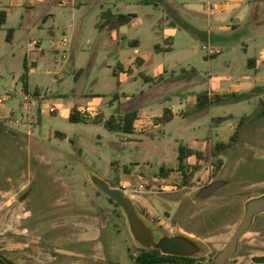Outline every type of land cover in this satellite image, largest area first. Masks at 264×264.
Here are the masks:
<instances>
[{
	"label": "rangeland",
	"instance_id": "rangeland-1",
	"mask_svg": "<svg viewBox=\"0 0 264 264\" xmlns=\"http://www.w3.org/2000/svg\"><path fill=\"white\" fill-rule=\"evenodd\" d=\"M208 1L0 0V10L8 12L0 25V95H10L3 103L13 115L0 119L1 256L20 264H133L142 246L124 211L93 183V176L119 188L126 184V195L157 240L189 235L200 242L202 252L195 258L204 263H212L227 246L246 203L264 195V116H257L264 110L263 84L242 101L199 112L190 108L185 116L158 128L156 122L142 124L134 133L109 130L103 122L69 120L74 104L97 103L91 106L105 118L142 101L143 113H162L185 96L227 91L254 77L247 58L258 55L262 33L244 40L247 52L243 43H215L207 35V21L195 22L178 7H201L207 16ZM108 7L132 14L131 22L99 28L100 13ZM10 28L16 31L13 41L7 39ZM170 29L175 30L173 50L157 52V44L169 45ZM64 38L68 42L60 47ZM133 39L141 41L140 53L130 45ZM33 41L39 42L32 56L37 62L30 65L31 89L25 93L19 78ZM218 49L217 56L206 58ZM138 57L142 66L135 63ZM129 67V77L120 82L118 73ZM164 68L163 81L145 80ZM180 83L177 95L163 89ZM207 137L212 149L221 140L228 146L188 160L185 176L177 168L179 143L192 145ZM162 165L173 171L163 176ZM215 180L226 184L208 198L199 197ZM227 264H264V213L255 217Z\"/></svg>",
	"mask_w": 264,
	"mask_h": 264
},
{
	"label": "crops",
	"instance_id": "crops-1",
	"mask_svg": "<svg viewBox=\"0 0 264 264\" xmlns=\"http://www.w3.org/2000/svg\"><path fill=\"white\" fill-rule=\"evenodd\" d=\"M165 1L169 5L170 4H177L176 0H165ZM210 1L214 4H217L218 9L214 13H210L209 9L207 8V13H208L207 16L203 13V11H201V7L187 8L186 5H184V3L182 4V6H180V4L178 3L179 4L178 7H179V9L183 8L184 12L187 11L186 15L195 22L196 21L197 22L198 21H207L209 23V26H210L209 27L210 30H209V32H207L208 33L207 35L215 43L216 42L220 43L222 41L223 42L230 41V42L243 43V49L247 52L248 45L246 44V42L244 40L246 38L252 37V36H254V38H256L257 33H262V35H264V0H209L208 2H210ZM209 6L210 5H208V7ZM1 10L6 12V21H7V19H8L7 10L6 9H1ZM210 17H212V18H210ZM180 18L183 19V15L182 16L180 15ZM44 21H46V19ZM124 25H126V24H124ZM120 26H123V25H120ZM120 26H117V27L106 26V27L101 28V29L119 28ZM15 32L16 31H14L13 37L10 41H13V39L15 37ZM174 33H175V30L170 29V31H167V34L165 35L167 42H169L168 46L171 47L170 51L173 50L172 44H173V38H174L173 34ZM239 33H241V34L243 33L245 38H244V36H242V38L237 37V34H239ZM33 42H31L29 44V49H28L27 55L24 59V60H27V63H28L29 75L33 71V69H30V65L35 66V64H36L35 62H37L35 59H32L33 53L38 50V49H36V48L34 49L32 47ZM129 43L132 47L135 48V52L140 53L139 47L141 45V41L139 39H133ZM260 43L262 45L259 48L258 55L256 57H248L247 58L248 66L250 68L254 69L255 76L254 77L248 76L247 77L248 81H246L244 83L233 84L230 87V89L227 91L213 90V89L203 90V91L208 92L209 97H213L216 95L225 96L222 101L213 102L210 105L223 104L226 102L242 101L247 97V95H246L247 93L253 92L256 89H258L260 86L259 84H263V88L261 87V90H264V40H261ZM157 45H160V44H157ZM162 47H167V46H162ZM220 51H222V49L212 51L209 55L206 56V58L215 57L220 53ZM157 52H160V51H157ZM138 60H141L140 66H142L144 64V60L142 58L138 57L136 59L135 63L138 64L139 63ZM114 71L116 72V70H114ZM131 71H132V67H129L126 72H122V71L119 72L118 74H119V76H121L120 82H122V79L128 78ZM166 72H167V69L164 68L162 70V72L156 78L152 77V76H144V78L145 77L154 78L153 80H155V82L163 81V76ZM82 73H83V70H80L76 73V79L77 80L80 78ZM159 76H161V79H158ZM146 81H148V80H146ZM183 85H184L183 83L182 84L181 83L180 84H174V85L169 86V87L167 86L163 89H164V91L165 90L168 91V95H169V93L170 94L173 93V94L177 95L179 93L178 89H180ZM30 89H31V86H30ZM232 95H235V96H232ZM41 96H42V91L40 89L39 97L41 98ZM115 96L117 97L118 94H115ZM197 96H198V94L195 97L185 96V99L181 98L180 105H177L176 107H174V106L165 107L164 110L166 108L171 110V112L173 114V119L176 118L177 116L187 115L189 113L190 108H192L194 112L207 110L210 107V105L206 109H203V110L197 109V103H198ZM164 98L166 100L167 98H169V96L164 97ZM261 101L264 103V99H262ZM39 104H40V106H38V108L40 110V113L42 114L43 113L42 101ZM95 104H97V103L74 104L70 107L69 114L74 107H78V109H81L83 107L85 108V107L89 106L90 108L95 109L93 106H91V105H95ZM142 104H143V101H142V103H140V102L136 103L135 102L133 105H131V107H129L128 109L125 110V111L137 110L139 113V118L136 120V122L134 124L135 125V131H137L139 129L138 127L141 126L142 124L147 125V124H154L156 122V124L154 125L156 128H158L162 124H164V123L158 121V118L163 115L164 110L162 113H148V112L143 113L138 107V106H142ZM51 107H53V106H51ZM53 108H55V107H53ZM95 111H96V114H103V111L100 113H98V110H96V109H95ZM125 111H122V112H125ZM49 112H50V110H49ZM114 115H116V114H114ZM11 116H13V115H12V113L8 112L6 105L4 103L0 104V119H11ZM210 139H211V137H207L204 141H202L203 138L198 139L196 141H193L192 145H187V144H184L181 142V143H179V145L184 144V145L189 146L190 148L205 152L207 150L212 149V147L210 146L211 145ZM179 145L177 147V149H178L177 161H178V155H179ZM193 157H195V156L189 157L188 160H191V158H193ZM162 166H164V165H162ZM167 168H169V167H167Z\"/></svg>",
	"mask_w": 264,
	"mask_h": 264
},
{
	"label": "trees",
	"instance_id": "trees-1",
	"mask_svg": "<svg viewBox=\"0 0 264 264\" xmlns=\"http://www.w3.org/2000/svg\"><path fill=\"white\" fill-rule=\"evenodd\" d=\"M140 2L149 3V0H139ZM101 21L97 24L99 28H104L106 26L108 27H117L120 25L128 24L132 20V14H126L123 12H114V10L111 7H108L106 9H103L100 13ZM6 23V12L1 10L0 11V25H3ZM15 28H10L7 33V39L10 41L13 37ZM155 49L157 51H170L171 47H162L160 45H156ZM139 64H141V60H138ZM146 80L151 81L154 78L145 77ZM158 79H161V76L158 77ZM20 81L23 85V91L25 93H29L30 90V81H29V68L27 60H24V72L20 76ZM34 95L36 97H39L40 95V89L36 88L34 90ZM235 96V95H232ZM225 96L216 95L213 97H209L207 91H202L198 93L197 99V109L203 110L206 109L211 103L213 102H219L222 101ZM264 106V103H263ZM263 115L264 116V110L257 114V116ZM139 118V113L137 110H130L125 111L122 113H118L116 115H112L109 118H105L103 114H97L94 117H89L83 114L79 111L78 107H74L70 114H69V120L74 123L79 122H92V123H98L103 122L105 127L109 130L114 131H121L124 133H134L135 132V122ZM173 119V114L171 110L166 108L164 110V113L161 117L158 118V121L162 123H167ZM56 134L65 137V134L62 132L57 131ZM236 137V132L231 136V140H234ZM228 146V143L225 141H218L214 148L207 151H200L197 149L190 148L187 145L180 144L179 145V155H178V166L177 168L182 171L185 176L186 173H189V164H188V158L191 156H195L198 160H201L205 157H210L212 154L216 155L218 150H221ZM197 165V164H196ZM161 173L163 176H168L170 172L173 171L171 168H166L165 166H161ZM115 187L117 185H112V187ZM110 201L115 203L118 207H120L116 202H114L111 198H109ZM177 257L170 256V255H163L160 253L158 249H151L146 250L142 249L141 253L138 254L135 257V263L134 264H168L170 262H173ZM1 264H7L5 262H1ZM8 264H18L13 261H10Z\"/></svg>",
	"mask_w": 264,
	"mask_h": 264
},
{
	"label": "water",
	"instance_id": "water-1",
	"mask_svg": "<svg viewBox=\"0 0 264 264\" xmlns=\"http://www.w3.org/2000/svg\"><path fill=\"white\" fill-rule=\"evenodd\" d=\"M92 181L104 194L121 207L129 222L132 235L145 249H159L164 255L177 256H191L202 252L200 242L189 235H163L157 240L152 227L139 215L133 201L123 190L118 187H112L99 176H93ZM225 184L224 180H215L201 189L198 195L201 198H208ZM262 213H264V195L252 198L246 203L245 213L237 230L227 246L215 258L214 264H227V261L236 255L241 237L251 229L255 217ZM55 250L65 254H77L62 248H56Z\"/></svg>",
	"mask_w": 264,
	"mask_h": 264
},
{
	"label": "built area",
	"instance_id": "built-area-1",
	"mask_svg": "<svg viewBox=\"0 0 264 264\" xmlns=\"http://www.w3.org/2000/svg\"><path fill=\"white\" fill-rule=\"evenodd\" d=\"M66 3H67V2H64V4H66ZM208 9H209V12H210V13H214V12L218 9V5L212 3V4L208 7ZM67 42H68V40H67L66 38H64V39L59 43V46L62 47V46H64V45H66ZM32 47H33L34 49H35V48L38 49V48H39V42L34 41V42L32 43ZM9 98H10V95H7V96H1V95H0V104L3 103V102H5V101H6L7 99H9ZM54 111H55V108L51 107V108H50V112H54ZM79 111L82 112L83 114H85L86 116H89V117H94V116L97 115L95 109H92V108H90L89 106H87V107H85V108L83 107V108L79 109ZM118 188H119V187H118ZM120 189L123 190V191L126 193L128 187H127L126 184H123V185L120 186Z\"/></svg>",
	"mask_w": 264,
	"mask_h": 264
},
{
	"label": "flooded vegetation",
	"instance_id": "flooded-vegetation-1",
	"mask_svg": "<svg viewBox=\"0 0 264 264\" xmlns=\"http://www.w3.org/2000/svg\"><path fill=\"white\" fill-rule=\"evenodd\" d=\"M142 249H145L144 247H142ZM141 249V250H142ZM153 249V248H152ZM146 250H148V249H146ZM149 250H151V249H149ZM159 250V249H158ZM160 251V250H159ZM140 253H141V251H140ZM139 253V254H140ZM160 253L162 254V252L160 251ZM164 255V254H163ZM170 256H174V257H177L173 262H170V263H168V264H171V263H179V262H183V263H185V264H214V262H215V259H214V261L212 262V263H204L203 261H201V260H196V258H195V256H196V254L195 255H191V256H177V255H170ZM5 262V263H10V261H12V260H10V259H8V258H6V257H4V256H1L0 255V264H1V262ZM14 262V261H13ZM15 263H17V262H15ZM135 263V262H134ZM133 263V264H134ZM18 264H20V263H18Z\"/></svg>",
	"mask_w": 264,
	"mask_h": 264
}]
</instances>
